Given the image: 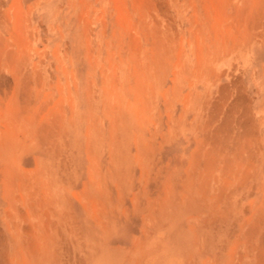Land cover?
Listing matches in <instances>:
<instances>
[{
	"label": "bare ground",
	"instance_id": "obj_1",
	"mask_svg": "<svg viewBox=\"0 0 264 264\" xmlns=\"http://www.w3.org/2000/svg\"><path fill=\"white\" fill-rule=\"evenodd\" d=\"M3 1L0 264H264V110L219 70L234 56L244 73L239 60L264 46V0H67L88 83L79 92L58 51L57 102L54 86L44 97L37 3ZM181 138L175 163L156 157Z\"/></svg>",
	"mask_w": 264,
	"mask_h": 264
},
{
	"label": "crops",
	"instance_id": "obj_2",
	"mask_svg": "<svg viewBox=\"0 0 264 264\" xmlns=\"http://www.w3.org/2000/svg\"><path fill=\"white\" fill-rule=\"evenodd\" d=\"M14 1L15 0H4L2 3L3 8H5L6 10H11V8L14 7L13 6ZM22 2H23V10L24 12H27L29 10V6L26 9L24 6L25 0H23ZM34 14L35 11L30 16V19L32 20L31 22H33L34 26H37L40 29L39 34L41 36L40 37L41 40L40 43L38 44V48L41 50L44 49L47 50V58L44 60L45 61L44 65L50 66L49 68L44 69L46 70L43 77L44 78L43 82L46 83L44 97H46L48 93H53L51 89V87L53 86L56 88L55 90L56 98L54 99V102H57L62 97L61 83L65 80L63 78V74L58 73V68L61 67L62 64L61 62L63 59H57L55 55L58 51L62 53L64 48L68 53V57L66 58L65 61L68 63V65L72 66V70L77 71L78 75L76 78H83L82 80H80L79 83L80 84L79 87L81 88V91L79 92L82 93V91H84L83 89L86 88V85L88 83V79H87L88 76H86L88 66L86 60H84L82 56L83 50L82 49L80 50V48H78V46L76 45L78 39L77 35H79V29L77 26L76 19L74 18L72 19V17H70V14L69 16H66V13L63 15L59 14L55 18V21L57 23L62 24L64 22L66 26L68 25L67 27L69 28V30H72L73 32L72 31L67 32L60 27L58 28L52 27L51 30H48L47 28L41 26L43 25L42 20H39L40 22L38 21L37 23H35ZM42 17H43V21L46 22L45 16ZM188 38H190V36H188ZM41 46H43V48H41ZM188 46H190V44H188ZM193 48H194V54L192 55V60L194 63H197L196 54L198 52V47L196 40L194 41ZM237 63L238 62L234 56L230 57L229 59H226L224 62L219 64V70L222 71L229 70L230 76L243 77V81L248 88V94L254 100L253 101L254 109L256 111L264 110V46L253 45V47L246 54L243 55L241 60H239L240 65H245L244 73L243 72L240 73V71L238 70L236 71L235 66H237ZM235 71L236 73H233ZM7 79L11 83V85L14 84L12 76H7ZM227 79L228 78H224V82H227L228 81ZM58 81H60V84L58 83ZM71 82H74V80L71 79ZM99 83L100 82L98 81V85L100 87L101 85ZM65 93H66L65 96L69 97L70 92L67 88L65 89ZM82 94H80L79 97L77 98V104L80 111L87 112L89 108V104H86L84 102V97L82 96ZM69 102L70 101H68V103ZM98 109H99L98 111L100 112L101 110L100 105L98 106ZM180 113H181V106L180 104H178L176 114L179 115ZM188 145L189 144L186 142V140L182 138L176 140L171 139L170 141L164 143L163 149L157 152L156 157L165 162L172 160V162L175 163L176 161L175 159L177 157H181L185 155L186 153L185 148ZM35 160L36 158L34 156L22 157L21 166L25 169H32L35 166ZM73 161L74 163H76L77 168L79 167L81 170L82 169L86 170L89 164L86 154L83 155L77 154L75 156V160L73 159ZM0 223H1V219H0Z\"/></svg>",
	"mask_w": 264,
	"mask_h": 264
},
{
	"label": "rangeland",
	"instance_id": "obj_3",
	"mask_svg": "<svg viewBox=\"0 0 264 264\" xmlns=\"http://www.w3.org/2000/svg\"><path fill=\"white\" fill-rule=\"evenodd\" d=\"M31 3H33L32 5H34V3H37L36 6H34L35 8V23H37L39 20H42V26L44 28H47L48 30H51V28H63L65 31H72V30H69V28L65 25V23L63 22L62 24L61 23H57L55 21V18L57 15L61 14H65V12L67 11H70L69 8H66L68 5H67V0H25V3H24V6L25 8L27 9V7L30 5L31 6ZM63 3V4H62ZM39 4V5H38ZM62 6L65 8L64 10H62L60 12L59 8H62ZM97 8H100V5H97ZM113 11V12H112ZM109 10L107 12V21L109 22V29H110V32L111 33L112 29H111V18L112 20L114 19V16L111 17L110 14L114 13V15L116 16L117 15V11L115 9L113 10ZM42 16H45V19H46V22L43 21V17ZM98 16V17H97ZM100 16L99 14L96 15V17H94L95 19H98ZM110 17V18H109ZM66 20V19H65ZM60 24V25H58ZM101 27V26H100ZM73 32V31H72ZM52 35V33H51ZM50 35V36H51ZM50 38V37H49ZM41 48H43V46H41Z\"/></svg>",
	"mask_w": 264,
	"mask_h": 264
}]
</instances>
